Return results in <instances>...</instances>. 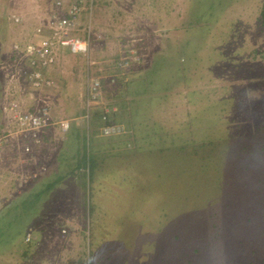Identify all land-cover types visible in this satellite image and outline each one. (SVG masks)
Listing matches in <instances>:
<instances>
[{"label": "rangeland", "instance_id": "obj_1", "mask_svg": "<svg viewBox=\"0 0 264 264\" xmlns=\"http://www.w3.org/2000/svg\"><path fill=\"white\" fill-rule=\"evenodd\" d=\"M156 1L84 0L75 34L87 43L88 52L71 54L64 49L40 58L32 47L49 37L64 10H56L57 0H0V216L21 198L43 189L49 176L57 182L38 199L28 198L34 202L25 213L30 219H23L20 211L10 228L1 226L0 264H232L234 258L239 260L235 264H264V224L251 223L248 230L242 225L238 239L220 228L225 215L259 212V202L252 200L264 190L252 188L250 203L242 205L236 194L251 186L247 175L240 178L232 175L233 169L223 168L217 169L218 177L209 174L210 165L222 162L218 155H228L225 143L231 140L248 139L247 151L254 150L255 158L264 161V0H217L222 2L217 19L207 13L189 14L192 4L186 5V0ZM150 6L165 12L174 9L180 16L172 14L175 21L155 26ZM196 7L206 9L197 0ZM208 28L219 45L204 52V45L194 42L203 38L194 37ZM183 37L193 43L188 53L192 66L186 72L190 81L176 84L164 102L149 89L144 104H153L145 112L114 106L120 102L111 98L115 79L144 74L154 64L151 56L158 44L164 47L166 41L179 40L182 46ZM195 57L200 59L195 62ZM31 65L45 78L39 91L23 73ZM16 86L19 91H12ZM192 91L198 95L192 96ZM34 112L41 119L47 112L49 125L25 133L16 125L20 121L26 130L34 128ZM71 123L86 136L91 155H98L97 164L95 158L85 167L86 175L83 170L67 175L80 158L83 143L75 138L56 161L60 143L69 140ZM200 142L213 146L206 151L192 145L184 155L173 154ZM136 150H162L151 156V164L144 162L145 179L157 191L140 201L128 192L126 168L134 162ZM121 155L114 170L113 159ZM259 177L258 181L264 179V171ZM216 178L219 183L211 181ZM90 181L96 189L94 199ZM208 183L218 185L219 193L202 192ZM89 202L94 206L91 213ZM224 208L228 211L221 216ZM200 214L210 219L205 222ZM12 236H17L14 243ZM235 248L253 252L252 257L236 256Z\"/></svg>", "mask_w": 264, "mask_h": 264}, {"label": "trees", "instance_id": "obj_2", "mask_svg": "<svg viewBox=\"0 0 264 264\" xmlns=\"http://www.w3.org/2000/svg\"><path fill=\"white\" fill-rule=\"evenodd\" d=\"M221 3H222L221 1H217V0H197L198 6H202V7L206 8V9H202L201 7H196V0H186L185 1L186 5L192 4L191 8L189 9L190 10L189 14L196 16V15H200L203 13H207L208 16H210L209 18H216V19H217L216 14L219 13L221 10L218 7L221 5ZM155 4H164V2L162 0H157L155 2ZM150 12L152 15H154V19H155L154 21L157 22L155 24V26H158L159 23H163L164 20L175 21L174 18H170V16L172 14H176L177 16H180V14H177L176 12H174V9H172L170 12H165V9L163 7L155 9L154 6H153V8L150 6ZM261 13L263 15V22L261 23V25L264 28V8L262 9ZM162 15H165V18H162L161 17ZM199 18H202L205 20L204 17H199ZM208 20H210V19H206V22ZM210 21H208L207 23H210ZM213 24L216 25L215 22ZM205 26H208V25L205 24ZM221 26H225V24L222 23ZM80 27H81V25H79V28ZM210 30H211V28H208L207 32L202 31L201 32L202 34L196 35L194 37V38L198 37L199 40H201L203 38V42H199L196 39H194V42H195V44H197L199 46L204 45L202 47V50L204 48V52H206V50L207 51L213 50V49H215V47L217 45H219L218 44L219 42L214 40L213 35L209 34ZM189 31H191V30H188V32ZM181 42H184V45L181 46L179 44L180 43L179 40H174L173 43L166 41L164 47H162L161 45L158 44L156 46L155 51L153 52V54L151 56L154 59V64L148 65L150 67L146 66L145 69L147 67L148 68L146 69V72L144 74L140 75L138 73H136V74L134 73L133 77L132 76H131L132 78L130 77L131 80L128 79L127 81H126V78L122 79V78H120L121 76L120 77L118 76L115 79V81H116L117 86L119 85V87H121L122 89L118 91L117 86H115L114 88H116V89L113 90L115 95L114 96L111 95V98H114V100L120 101V102L118 103V105H114V104L113 105L120 108L121 111H125V109L130 108V112H135V113L145 112V110L148 111L147 105L148 106L152 105L151 101H148L146 104H144L145 100L143 97L148 96L149 89L151 92L153 90V92L156 93V96H157L158 92L164 91V92L168 93L173 88L177 87L176 84L180 83L181 80L183 83L189 82L190 79L186 77V72H189L188 71L189 67L192 66V64H191V61H192L191 57L192 56L190 57L188 55V53L191 52V50H192L191 48L193 46V43H192V40H190L189 38L185 39L184 37L181 39ZM213 45H215V47ZM209 53L211 56H213V53H211V52H209ZM197 59L199 60L200 58L195 57V59L193 61L197 62ZM181 60H182V62H181ZM149 64H151V63H149ZM145 69H144V71H145ZM133 72H134V70H133ZM2 80L3 79L0 78V91L3 90V89H1L2 88ZM196 94L197 93L193 92L192 96H194ZM0 96H2V94H0ZM3 97H4V95H3ZM123 97L129 98V99L127 101H124V100H122ZM205 111H207V110H205ZM100 112L103 113V109H101ZM102 113H101V115H99V117L102 116L101 119L105 115ZM104 124L106 125V124H108V122L105 121ZM67 135L69 136V140L67 143H68V145L70 143V145H69L70 147L72 146V140H71L72 138H75L76 141L83 143L81 145V152L78 153V157H80V158L77 161L76 165L70 169V172L67 175L70 177H72V176L74 177V176L80 174V170H83L81 174L86 175V171L84 170L85 167L88 166V164L91 161L95 162V158H96V164H97L98 155H96L94 153H93V155H91V153L89 151L90 148L87 144L86 136L82 133L81 129L75 127L73 123L70 124V126L68 128V134ZM84 142L86 143V145L84 144ZM248 142H250V141L248 139L247 140L245 139V142H243L242 140H238V141L237 140H231V142H229L227 144L225 143L228 155H226L223 158V155L219 153L220 155H218L217 158H222L220 160V162L221 161L222 162L221 163L216 162L215 164L210 165V166H212V170L210 171V169H209V171H210L209 174L211 175V177L214 176V178L218 177L220 175L221 170H219V175L216 172L217 169H219V168H223V169H227V170L233 169L230 171L232 173V175L234 173H236V176H238L240 178H243V176H245V175L248 176L247 182H249L251 184V186L248 188V190L242 189V190H240L239 194H236L237 201L241 200L242 205H244L246 203H250L248 201H250L251 194L255 193V192H253L252 188H255L258 191L264 190V179H259L260 181H258L256 179L259 176L261 177L263 175L264 161L262 160V157L259 160H257L255 158L254 155L256 153L254 152V150L252 153H249L247 151L248 147L245 144ZM192 145H194L196 147L198 146L200 149L207 151V149L212 148L211 146H213V143H207V144H205L204 142H200L199 144H193V143L189 144L188 143L185 145L188 147L183 146L180 149H175L173 151V154L175 155V157L177 155H184V153L187 151V148H192L193 147ZM222 146L223 145H221V147ZM77 149H78V147L75 149V153H77ZM157 153H162V150H157V151L151 150L150 152H148V151L143 152L140 150H136L135 154H133L134 158H135V159H133L134 162L129 163V166L126 167L127 168V174H129L128 192H130V194L134 195L133 197L135 198L136 201H140L141 199L144 200V197L146 198V195L148 193H155L157 191V187H153V185L148 183L145 179L146 176H144V173H145L144 166L146 164L144 162L151 164V162H152L151 156L156 157ZM60 156L58 157V160L61 159ZM248 157H253L255 161H251V158H249V160H248L247 159ZM123 158H124V155L118 156L117 158H114V159L112 158L116 163V165H113L114 170L116 168L115 166H117V160L123 159ZM136 158H139V159L137 160ZM147 159L149 161H145ZM223 159L226 160L225 163H223ZM113 160H111V161H113ZM204 160L205 159H203V158H202V160H200V161H202V164L205 162ZM245 161H247V162L245 163ZM54 162L56 163V161H54ZM227 162H229V163H227ZM136 163H138V164H136ZM139 164H140V166H138ZM70 166H72V165H70ZM51 176L48 177V180L45 183V185H42L44 188L41 189L38 193H34L33 195H31V197L29 195H27L25 198H21V200L19 202H16L15 204L6 208V210L4 211L6 213L2 217L0 216V243L2 242L1 238L3 235L1 226H3V227L7 226L10 228V226L15 223L16 218H20V216H19L20 211H22L20 214L23 216V219H30V218H27L28 216L27 217L25 216V213L27 212V210H29L32 207L34 202L28 200V198L29 197L32 198L31 200H35V198L38 199L40 196L45 194V192L49 191L51 188H53L55 185H57L56 181H54V180L49 181V178ZM51 179H53V178H51ZM219 179L220 178H216L214 180L211 179V181H217L219 183ZM59 180H61L60 177L57 179V181H59ZM90 183L92 184V185H90V188L88 186L89 192H92L90 199H94L95 198L94 194H95L96 189H95L94 183L91 181L89 182V184ZM210 185H211V183H208L202 192H205L207 190V193H211V192H213L215 194L219 193L220 189H219L218 185H216L215 187H210ZM147 186H149V187L146 188ZM189 188H190V186H189ZM255 195H256V198L254 197L252 201L256 200L259 202V204H258L260 206L259 212L255 213V214L254 213L252 214V212H251L249 214V213H246L245 210H242L236 216L227 217L225 214L227 213L228 208H224L221 216L225 215L226 219L220 223V225H222L220 228H222V230L224 228L225 229L227 228V230H230L231 234L234 233L235 237L238 239L240 236H242V233H243V232L240 233L238 231V229L241 228L242 225H243V228L246 227L247 230L249 227H252L251 223H253L255 226L257 224H259V226L262 227L264 224V194L258 193ZM191 196H193V195H191ZM206 196H208V195H206ZM90 203L91 202L88 203L89 209H88L87 213H91L94 211V206L93 205L91 206ZM135 203H138V202H135ZM8 214H14L13 218L8 219V217H5L6 215L8 216ZM248 214L250 216H247ZM208 216L209 215L204 216L203 214H200L198 216V218L203 219V217H205V222H206L208 219H210ZM206 226H207V224H206ZM214 226H215V228H214ZM212 227L215 230L213 234L215 237H217V234H218L216 231L217 225H215L213 223ZM230 228H232V229H230ZM254 230H255V228H252V230H250V231L254 233L255 232ZM17 235H18V232H17ZM16 237L17 236H12V238H10L13 243L15 242ZM252 253L253 252H249V254H244V250L242 251V250L238 249L236 251V254H237L236 256H238V257L244 256L243 258L248 260L250 257H252ZM241 259L242 258H240V260ZM237 261H239V260L237 258H234V261L232 264H235ZM252 261H253V259H252ZM244 263H246V261Z\"/></svg>", "mask_w": 264, "mask_h": 264}, {"label": "built area", "instance_id": "obj_3", "mask_svg": "<svg viewBox=\"0 0 264 264\" xmlns=\"http://www.w3.org/2000/svg\"><path fill=\"white\" fill-rule=\"evenodd\" d=\"M84 6V0H57L55 6L56 10H64V12L62 15L58 16L55 25L53 24L54 27L51 28L52 30L50 31L52 33L49 34V37L43 38L38 46L32 47V49H36L38 57H47L49 54L55 56L57 52L64 49H68L71 54H86V52H88L87 43L80 40L75 34L76 32H79L78 24L80 16L84 11ZM45 64L50 66L49 63ZM23 73H28V80H31L32 85L34 86L33 90L39 91V85H42L43 81H45L44 75L37 72L36 69H33L32 65L28 68V71H23ZM97 85L98 84H95V86ZM12 107H15V103L12 104ZM42 114H44L42 119L39 115H36V112H34V116L30 118L32 121V123H30L34 128L30 127L29 130H26L27 125L20 123V121L16 126L18 128L23 127L22 130L25 133L37 131L36 129H44V127L49 125V120H47V112H43ZM61 127L62 129H67L68 126L67 124H62Z\"/></svg>", "mask_w": 264, "mask_h": 264}, {"label": "crops", "instance_id": "obj_4", "mask_svg": "<svg viewBox=\"0 0 264 264\" xmlns=\"http://www.w3.org/2000/svg\"><path fill=\"white\" fill-rule=\"evenodd\" d=\"M23 81H24V80H23ZM24 82L26 83V81H24ZM12 91H17V92H18V91H19V86H16V88H15L14 90H12ZM4 93H5V92H4ZM191 93L193 94V91H192ZM165 94H167V93H166V92H163V91L157 93V97L160 98V99H159L160 101H163V102H164V101H166V100H169V99H167V98H164V95H165ZM5 96H6V94H4V98H5ZM182 98L188 99V98H186V97H182ZM161 99H162V100H161ZM152 104H153V101H152ZM4 106H5V105H4ZM147 107H150V106L147 105ZM15 130H16V129H15ZM10 131H13V130H10ZM66 138H67V137H66ZM66 138H65V140H66ZM63 139H64V138H63ZM65 140H64L63 142L60 143V144H61V147L59 148V151H58L57 154H56V155H57L56 161L58 160V157L60 156V153H62V152H61L62 149H63L64 153H65V150H66V149H70V146H69V147L66 146L67 143H66ZM17 146H18V145H17ZM10 147H11V146H10ZM67 147H68V148H67ZM12 148H14V146H12Z\"/></svg>", "mask_w": 264, "mask_h": 264}]
</instances>
